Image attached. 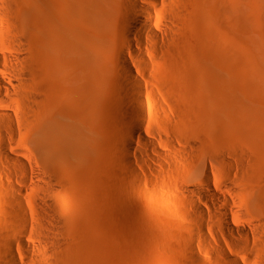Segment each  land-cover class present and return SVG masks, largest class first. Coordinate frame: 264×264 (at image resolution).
Returning a JSON list of instances; mask_svg holds the SVG:
<instances>
[{
  "label": "rangeland",
  "instance_id": "1",
  "mask_svg": "<svg viewBox=\"0 0 264 264\" xmlns=\"http://www.w3.org/2000/svg\"><path fill=\"white\" fill-rule=\"evenodd\" d=\"M179 6L162 45L149 50L148 65L123 49L116 33L107 74L92 106L93 153L85 170L57 166L46 157L25 119L31 106L29 88L12 94L6 105L22 116L17 120L21 131L15 128L17 121L14 127L0 122V192L26 183L29 205L24 204L28 217L9 222L0 211V243L6 239L12 244L16 264H49L46 253L57 247L67 250L61 264H229L218 257L217 247L244 264H264V0H187ZM254 16L259 19L257 31ZM121 53L139 81L150 123L145 128L149 143L136 139L125 144L127 160L119 149L126 117L116 105ZM239 54H254L261 75L251 76L247 65L241 71ZM249 100L254 132L241 127L236 111L239 101ZM49 114V109L37 113V125ZM219 148L224 160L213 156ZM21 162L36 177L30 179ZM53 167L74 182L76 191L51 211L43 207L45 191L56 186L38 178ZM206 173L228 205L200 186ZM198 189L207 204L194 193ZM4 208L10 209L9 204ZM222 211L246 235L227 231L219 220ZM50 214L67 218L66 226L62 220L55 228Z\"/></svg>",
  "mask_w": 264,
  "mask_h": 264
},
{
  "label": "bare ground",
  "instance_id": "2",
  "mask_svg": "<svg viewBox=\"0 0 264 264\" xmlns=\"http://www.w3.org/2000/svg\"><path fill=\"white\" fill-rule=\"evenodd\" d=\"M173 1L0 0V122H6L14 127L13 122L22 116L6 104L12 94L29 88L28 101L31 106L25 119L29 123L31 133H35V136L39 138L40 147L46 157L57 166L65 167L69 164L77 170H85L91 163L89 160L92 159L93 153L90 141L93 133L91 123L94 122V118L92 121L91 119L95 117V110L92 106L95 107L93 105L95 96L107 74L112 58V42L115 41L116 33L120 35L122 48L135 55L143 64L148 65L149 50L162 45L164 37L167 36L168 26L174 23L172 13L182 8L179 6L181 3L184 6L187 2V0L186 2L181 0L178 5L177 0L176 4ZM4 13H7L8 17H4ZM252 19L254 27L257 26L254 31H257L260 27L259 19L257 16ZM134 42L138 45V51L134 50ZM243 54L242 57L239 54L240 70L242 71L243 66L247 65L251 76L256 77L258 73L261 75L257 71L256 56L247 54L244 57ZM263 57L262 54L259 56V62H262ZM117 68L116 74L120 80V87L118 86L119 90L116 89L119 94L116 105L122 106L124 113L120 110L126 117L125 121L123 120L125 117L122 118L126 123L124 124L126 132L120 139L119 149L127 160L129 148L126 149L125 144L127 143L128 146L136 139L143 144L149 143L145 136V128H149L150 123L143 112L139 81L124 53L117 57ZM251 100L239 101L236 111L241 127L254 132L256 124L251 119L254 107L248 104ZM45 109H49L50 114L43 124L38 126L35 115ZM18 121L15 128L17 132H20L21 127L18 126ZM2 146L6 148L7 144L3 143ZM213 156L219 160L225 159L221 148L218 152L213 151ZM224 162L227 166L234 167L228 160ZM21 163L28 171L30 179L36 177L30 172L28 164ZM126 164L128 171L133 173L130 163ZM38 179L46 186L52 184L56 186L55 189L49 188L45 191L47 199L43 207L51 211L59 208L62 202L71 197L69 194L76 191L74 182L62 178L54 167L48 168L46 174ZM211 181L210 174L206 173L200 181V186L207 189L218 203L228 205V200L214 190ZM33 186L38 189V193L43 192L39 186ZM27 193L26 183H13L9 186V190L0 192V211L8 218V222L16 218L28 217V212L24 208L25 203L29 205ZM194 193L207 204L201 190H195ZM66 195H68L67 198ZM5 203L9 204L10 209L4 208ZM195 210L199 216L203 217L204 212L201 208L196 207ZM218 215L227 231L246 235L244 229L233 226L232 216L228 212L222 211ZM58 217L50 214L55 228L59 227L62 220L64 225L68 222L67 218ZM5 240L0 243V257L4 260V264H16L12 244ZM262 244L264 249V242ZM61 248L57 247L46 253L48 258L46 256L45 258L50 259L49 264H61L59 261L67 251L63 252L64 249L62 251ZM191 248L190 257L194 259L196 256ZM216 251L218 257L229 264H244L219 247Z\"/></svg>",
  "mask_w": 264,
  "mask_h": 264
}]
</instances>
